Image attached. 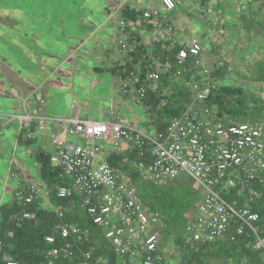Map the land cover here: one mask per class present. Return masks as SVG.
I'll list each match as a JSON object with an SVG mask.
<instances>
[{"label": "built area", "instance_id": "2783aa9c", "mask_svg": "<svg viewBox=\"0 0 264 264\" xmlns=\"http://www.w3.org/2000/svg\"><path fill=\"white\" fill-rule=\"evenodd\" d=\"M160 4V8L136 9L141 11L136 22L122 16L123 30L118 39L121 54L141 49L145 53L144 63L132 70L122 57L118 60L120 93L142 104L149 91L159 89L162 75H172L176 64L181 72L174 76L187 83L193 103L181 117L166 121L163 131H158L153 122L147 123L151 133L128 126L123 118L113 121V111L108 121L101 122L56 119L62 131L52 137L48 154L52 165L62 169L61 176L71 182L57 187V198L68 199L74 194L82 197L84 209L93 224L102 229L121 264H170L175 251L161 245V214L143 204L130 173L121 172L108 160L112 154L136 150L141 161L135 168L142 180L162 185L186 177L200 190L198 205L190 212L181 234L185 246L197 248L226 239H252L255 249L264 256V223L257 211L264 209V118L235 124L216 119L215 109H194L212 93L218 80L212 76L214 66L207 61L200 42L181 43L176 37L175 21L164 15L176 10L175 0H161ZM157 42L168 43L171 49L181 47L174 62L154 56ZM185 74H190V81H186ZM162 91L166 94L171 88ZM32 118L20 116V133L30 127ZM35 119L38 130H45L49 120L46 113H39ZM35 137L34 131L27 130L26 139ZM109 141L112 149L100 144ZM39 195L37 185L27 183L16 191L15 199L26 204L39 199ZM53 209L60 217L70 210L60 206ZM22 216L35 218L30 211H23ZM58 231L62 239L72 238L78 243L88 240L91 233L67 223L60 224ZM69 246L64 249L68 256L72 255ZM58 255L53 253L48 264H54ZM84 255L82 264H109L106 257L94 260L90 251ZM4 259L7 264H18L9 257Z\"/></svg>", "mask_w": 264, "mask_h": 264}, {"label": "rangeland", "instance_id": "374dc122", "mask_svg": "<svg viewBox=\"0 0 264 264\" xmlns=\"http://www.w3.org/2000/svg\"><path fill=\"white\" fill-rule=\"evenodd\" d=\"M175 2L177 8L174 13L166 14L169 18L174 16L176 20L179 18L176 13L179 12L181 18L178 19V25L180 30L184 29L182 38L206 40L208 43L204 44V52L207 61L213 65L224 60L231 66L227 70V78L222 79V82L242 86L257 100H262L258 106H263L264 83H258L255 79L257 72L262 71L258 61H264V34L249 35L244 27L252 19H256L258 29L264 24L260 16L264 12L261 0L251 4L260 13L252 14L253 18L251 14L248 15L249 10L253 11L248 7V0ZM130 3V0H0V61L10 69L20 71L27 82L45 83V88L49 89L45 96L50 113L59 111L62 116H68L77 110L75 105L82 102L85 118L108 121L107 117L113 111V121L119 120L117 117L121 116L128 126L151 133L152 130L147 127L151 117L146 108L135 99L124 98L117 78L106 71V61L112 60L117 53L118 39L123 30L119 8ZM243 14L245 19L241 18ZM186 23L191 24L190 30L185 29ZM222 27L225 29L222 30ZM209 34L210 38L214 37V42L223 43L220 48L228 47L225 55L219 50L213 51L215 48L211 40L207 39ZM108 52L111 56L107 59ZM33 55L39 57L43 64H48L49 68H40L42 63ZM221 55L223 60L218 59ZM216 67L220 68L219 65ZM176 82L181 84L182 81ZM0 87L4 97L0 96V108L11 113V92L2 85ZM3 138L15 143V130L7 128ZM110 138L108 134L107 139ZM100 144L110 149L113 147L111 141ZM32 147L36 148V144H32ZM4 148L5 155L0 152V161L5 163H0L1 166L9 170L11 158H17L23 170L28 172V179L39 188L40 205L50 208L51 197H48V188L41 178V165L37 159L29 158L23 148L19 151L12 146ZM122 149H126V146L123 145ZM2 187L0 181V204L7 202L11 194V186L7 185L5 196H2ZM161 245L167 250H178L174 235L162 241ZM171 259L173 264L174 260ZM206 264L224 263L208 259Z\"/></svg>", "mask_w": 264, "mask_h": 264}, {"label": "trees", "instance_id": "16d2710c", "mask_svg": "<svg viewBox=\"0 0 264 264\" xmlns=\"http://www.w3.org/2000/svg\"><path fill=\"white\" fill-rule=\"evenodd\" d=\"M248 7L252 8V5L249 3ZM261 7L264 8V0H261ZM121 14L125 19L136 22L141 11L128 5L121 10ZM250 14V17L253 18L252 14L259 15L260 13L253 9ZM260 16L263 17L264 23V12ZM242 19H245L244 14ZM255 20L252 19L245 25V30L249 35L262 36L264 24L258 29ZM180 49V46L171 49L168 43L163 45L162 42H157L154 44L153 54L163 61L168 57L174 62ZM143 53H145L144 49L133 54L122 53V59L129 70H132L137 64L144 63ZM258 64L262 71L257 72L255 81L264 83V61H258ZM224 70L225 68H215L212 76L222 82L225 77ZM177 72L180 73L181 69L174 64L172 75H162L159 89L155 92L149 91L142 103L158 131L165 129L166 121L181 117L193 103L187 83L176 82L174 74ZM184 78L186 81H190L191 76L185 74ZM218 80L213 84L209 99L205 103H196L194 109L196 108L197 111L215 109L214 117L216 119L235 124L247 121L255 122L264 118V104L258 106L263 102L262 100H257L253 94H249V91L240 85H228L225 84V81L218 83ZM166 87H170L171 91L165 94L162 89ZM36 159L41 165L40 175L49 188L52 205L70 210L60 217L53 208L42 207L40 199L31 202L25 201V204L23 200L15 199V195L13 200L3 203L0 206V264H7L5 257L11 258L18 264H48L53 258V253L59 254L54 259V264H82L87 251L92 253L94 260L106 257L109 264H121L110 243L104 238L102 229L93 224L84 209L82 197L74 194L68 199L57 198V187L69 186L71 182L70 179L61 176V168L52 165L50 154L38 152ZM108 160L113 167L121 172L130 173L143 204L161 214L159 232L162 241L167 240L171 235L176 237L178 250L172 257L173 264H177L176 261L178 264H206L208 259L224 264H264V256L260 250L255 249V242L252 239L240 238L236 241L226 239L212 244H201L197 248L183 244L181 234L190 212L196 209L201 198L200 190L191 179L179 177L162 185L142 180L135 168V164L141 161L136 150L112 154ZM23 211L34 213L35 218H23ZM257 211L260 212L264 223V209ZM63 223L89 229L91 231L89 239L84 240L83 243H78L72 238L62 239L58 226ZM50 237L53 239L52 241L48 239ZM68 244L70 245L69 251L72 252L70 256L64 253ZM170 264L172 263L170 262Z\"/></svg>", "mask_w": 264, "mask_h": 264}, {"label": "crops", "instance_id": "0c3cea01", "mask_svg": "<svg viewBox=\"0 0 264 264\" xmlns=\"http://www.w3.org/2000/svg\"><path fill=\"white\" fill-rule=\"evenodd\" d=\"M131 3L128 4L129 6H131L132 8L135 9H148V8H160L161 7V0H130ZM218 1V0H217ZM257 2V0H248L247 4H252L254 2ZM145 2V3H144ZM230 2V1H229ZM127 4L124 5L123 7L119 8V11L121 12V10L128 6ZM144 5V6H142ZM160 6V7H159ZM213 6V4L211 5ZM232 7V6H230ZM245 8V7H244ZM248 8V7H246ZM238 9V8H237ZM254 10L256 8H253ZM171 13V12H170ZM174 13V11H173ZM168 14V13H167ZM166 13H164L166 18H169L167 16ZM250 14V11H249ZM248 14V15H249ZM176 17H180L179 12L176 13ZM171 18H173V20L176 22V37L179 39V41L181 43H184L186 41H193V40H187V39H183V30H180V26L178 25V19L175 20L174 16H172ZM170 18V19H171ZM242 18V16H241ZM185 29H189L191 27L190 23H186ZM187 29V30H188ZM225 29V27H222V30ZM210 35L207 36V39L211 40V44L213 46V51H220L222 53H224L228 49V47H221L220 45L223 44L221 43V41L219 42H214V37ZM195 41H198L202 44L203 49H204V44L208 43L206 40L203 41H199L197 39H195ZM220 43V44H219ZM219 44V45H218ZM219 46V47H218ZM116 51L117 53H115V55L113 56L112 60H108L107 62V70L108 72H110L113 76H115L117 78V82L119 84V86L121 85L120 80H119V76L117 75V65H118V60L122 57L121 54V50L118 46L117 43V47H116ZM211 49V48H210ZM238 50V49H237ZM34 57H36L37 60H40L39 57H37L36 55H33ZM110 54L109 52L106 53V58H110ZM32 57V55H31ZM33 57V58H34ZM217 59V58H216ZM219 60H223V56L221 55L219 58ZM226 59V57L224 58ZM117 60V61H116ZM40 64L42 63V66H39L40 68L43 67L45 69L49 68L48 64H43V62L40 60L39 61ZM223 62V63H222ZM222 63V64H221ZM219 65L220 68L224 67L225 68V77L227 78L228 76V71L231 66L228 65V63L226 61H220L217 64H213L214 66V70H215V66ZM222 65V66H221ZM109 66V68H108ZM229 67V68H227ZM218 68V67H216ZM97 69V68H96ZM44 70V69H43ZM232 70V69H231ZM103 71V70H100ZM44 72V71H42ZM214 72V71H213ZM224 77V78H225ZM0 86L2 85L3 88L5 90H9L11 92L10 96L12 98V103H13V111L11 113H8L7 111H2L0 108V152L4 153L3 151L5 148L4 147H11L14 148V150L16 149V151L21 150L22 148L27 151V156L29 158H35L36 159V155L38 152H45V153H50L52 151V137L58 133H60L62 131L61 128H59L56 124H55V120L56 119H79V120H91L89 118H85L83 116V104L82 102L78 103L79 105H75V107H77V110L68 115V116H62L61 113L59 111H55L54 113H50L49 112V108L47 107V97L45 96V94L47 95L49 92V89L45 88V83L42 82H35L33 83L31 82H27L24 79V76H21V72L18 70H13L10 69L7 65H3L2 61H0ZM2 87H0V96L3 97V92L1 91ZM4 98V97H3ZM46 113V115L48 116L49 120L47 121V126L46 129L43 131L38 130L37 123H36V119L35 117L39 114V113ZM52 112V111H51ZM29 116V117H34L32 118V120L30 121L29 128H24L22 130V133H20V125H21V119L20 116ZM108 118V117H107ZM119 118H122L121 116H119ZM94 121V120H92ZM10 128V130H15V143H11L9 140H4L3 136L6 133V129ZM27 130L30 131H34L35 132V138L34 139H26L25 135L27 133ZM11 136H13V134L11 133ZM32 144H36V148L32 147ZM50 148V150H48ZM33 151V154H32ZM14 155V154H13ZM12 155V156H13ZM8 161V160H7ZM11 167L9 168V170H5L4 166H1L0 164V181L3 184L2 187V196H5V192L7 190V185L11 186V194H10V199L8 201L13 200V197L16 193V191L21 190L22 188H24L26 186L27 183H35L32 180L28 179V172L23 170L22 168V164L18 161L17 158L13 157L11 158ZM0 163H5V161H0ZM36 184V183H35ZM48 188V186H47ZM49 190V188H48ZM47 190V192H48ZM5 203V202H4ZM3 203L0 204V206ZM50 208H53L54 206L52 205V203L49 204Z\"/></svg>", "mask_w": 264, "mask_h": 264}]
</instances>
